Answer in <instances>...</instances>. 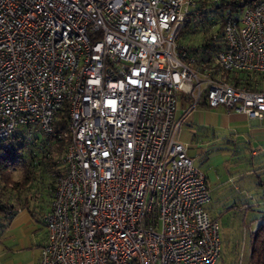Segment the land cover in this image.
<instances>
[{
  "label": "built area",
  "instance_id": "obj_1",
  "mask_svg": "<svg viewBox=\"0 0 264 264\" xmlns=\"http://www.w3.org/2000/svg\"><path fill=\"white\" fill-rule=\"evenodd\" d=\"M202 1L0 0V142L22 128L55 136L65 121L38 264L217 261L219 223L176 137L177 102L264 120V85L220 75H264V0L224 15L209 67L178 46Z\"/></svg>",
  "mask_w": 264,
  "mask_h": 264
},
{
  "label": "crops",
  "instance_id": "obj_2",
  "mask_svg": "<svg viewBox=\"0 0 264 264\" xmlns=\"http://www.w3.org/2000/svg\"><path fill=\"white\" fill-rule=\"evenodd\" d=\"M189 105L190 101L185 97H181L177 102L176 117L181 121L176 134L177 139L187 147V154L193 161L200 162L198 167L204 172L208 186L211 178L219 192L222 185L226 184H231L236 191L246 192L250 183L240 187V184L235 183L237 175H232L228 167L225 175L216 174L213 177L205 173V167H210L211 160L216 161L218 158L211 157V152L217 148L215 143L225 137L215 135L214 128L228 129L229 135L226 137H229L230 143L234 138L243 137V141L235 145L232 153L236 159H241L242 164L246 160L245 155L249 156L250 161L244 162L246 164L242 168L244 171L239 174L240 177H245L250 174L247 170L251 164L255 170L264 173V120L249 118L242 113L227 110L224 106L208 107L204 102H199L186 112ZM209 113L210 122L207 120ZM204 127L208 129L204 130ZM233 163H236L235 160ZM53 175L49 169H39L27 185L12 189L9 201L11 208L0 217V264H38L40 249L46 240V228L42 217L50 206L54 187ZM222 176H225V179H222ZM21 180L20 178L17 181ZM261 186H264V181H261ZM211 191L210 189V195ZM253 196L250 194L249 197ZM241 202L243 205L246 204L244 198ZM257 202L264 203V198L261 201L257 199Z\"/></svg>",
  "mask_w": 264,
  "mask_h": 264
},
{
  "label": "trees",
  "instance_id": "obj_3",
  "mask_svg": "<svg viewBox=\"0 0 264 264\" xmlns=\"http://www.w3.org/2000/svg\"><path fill=\"white\" fill-rule=\"evenodd\" d=\"M250 2L251 0H220L218 4H213L210 0H203L187 16L178 32L179 39L186 35H199L197 47L192 46V44L182 45L180 43H178V46H184L190 53L200 50L201 58L196 65L205 63L206 67L211 66L210 60L207 61L204 58L219 52L225 46L222 38L224 15L238 14ZM213 19L216 20L217 25L213 23ZM220 75L224 80L238 87L255 89L261 84L264 85V75L257 77L247 72H222ZM56 125L57 135L43 137L41 144L36 142L37 138L32 136L33 133L28 128H22L10 136L7 139L8 146L4 142H0L1 187L9 185L10 189H13L20 185H27L39 169L51 170L54 179L62 172V168L59 167V156L67 143V140L61 136L65 131V121L62 120ZM23 160H25V163L23 169H21L22 180L8 182L10 169H13L14 165L24 162ZM41 165L42 167H40ZM3 195H5L4 190L0 192V217L5 215L11 208L10 196ZM249 245L250 254L247 264H264V214H262L261 221L256 229L251 232Z\"/></svg>",
  "mask_w": 264,
  "mask_h": 264
},
{
  "label": "rangeland",
  "instance_id": "obj_4",
  "mask_svg": "<svg viewBox=\"0 0 264 264\" xmlns=\"http://www.w3.org/2000/svg\"><path fill=\"white\" fill-rule=\"evenodd\" d=\"M213 23L217 25L215 19H213ZM198 41L199 35H186L180 39L178 37V43L182 45L192 44V46L197 47ZM260 75L261 74H253V76L257 77ZM207 120L209 122L211 121L210 113L208 114ZM195 128L197 127L195 126ZM207 129L208 128L205 129L204 127V130ZM228 132V129L223 130L218 127L214 128L215 135H224L225 137L220 142L217 141L215 143V147L217 148L211 152V157L218 158L216 161L211 160L210 167L208 168L206 166L204 171L209 176L213 175L214 177L216 174L225 175L227 172L226 168L228 167L232 175H237V178L235 179L236 184H240V187H244L245 183H250V186H248L246 190L244 188L246 192H240L234 190L231 184H226L222 185L221 192H219V189L215 186V181L210 178L209 187L212 190V199L207 208L209 215L217 219L219 223L221 238V252L215 264H247L250 254L249 243L251 232L256 229L258 223L261 221L262 214H264V203L257 202V199L258 201H261V199L264 198V186H261V181H264V173L255 170V167L251 164V166H249L250 169L247 170L250 174L247 176L245 175V177H240L239 174L242 173L241 171H244L242 168L246 165L244 162L250 161L248 160L249 156L247 154L245 155L246 160L243 161V164L242 161H240L241 159H236L233 156L232 150L235 149V145L237 146L243 141V137L239 136L238 139L234 138L232 143H230L228 140L229 137H226L229 135ZM32 136L37 138L36 142L38 144H41L44 136L37 133H33ZM243 156L244 154L242 153L241 157ZM234 160L236 163H233ZM23 161L24 162H21L18 165H14L13 169H10V173H8V182H11V180L17 181L22 177L23 174L21 169H23L25 160ZM193 162L197 166L200 164L198 160H194ZM222 179H225V176H222ZM1 186L2 185L0 183V187ZM2 190L5 192V195L3 196L7 195L11 198L12 189H10L9 185L1 187V191ZM250 194H253L254 196L250 198ZM243 198L246 200L245 205L241 202ZM246 206H250V208H247Z\"/></svg>",
  "mask_w": 264,
  "mask_h": 264
}]
</instances>
